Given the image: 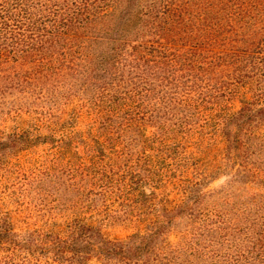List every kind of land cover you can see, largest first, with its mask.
Here are the masks:
<instances>
[{"label":"rangeland","instance_id":"1","mask_svg":"<svg viewBox=\"0 0 264 264\" xmlns=\"http://www.w3.org/2000/svg\"><path fill=\"white\" fill-rule=\"evenodd\" d=\"M139 1L142 18L125 25L127 35L113 31L118 22L98 35L109 62L105 72L92 71L94 58L85 64L87 72L0 80V229L10 227L8 239L19 246L37 244L32 250L43 258L51 257L40 244L45 234L64 237L83 224L113 241L151 233L152 254L197 250L180 259L211 264L201 258L208 242L198 233L203 224L217 226L220 215L230 227L241 226L232 233L244 239L237 247L247 256L245 235L252 237L264 220L263 173L253 177V169L244 172L234 163L225 136L227 116L246 98L234 92L249 82L236 84L238 71L229 62L231 52L242 49V38L226 34L225 43L206 42L198 38L199 13L185 22L188 29L167 15L154 18L149 9L158 0ZM109 41L117 52L107 53ZM133 46L165 59L179 55L175 59L183 63L199 56L200 62L222 64L211 73L142 62L132 69ZM221 243L232 258V236ZM12 247L0 246L1 264L12 257ZM22 250L15 253L16 264L28 257ZM84 264L101 263L91 256Z\"/></svg>","mask_w":264,"mask_h":264},{"label":"trees","instance_id":"2","mask_svg":"<svg viewBox=\"0 0 264 264\" xmlns=\"http://www.w3.org/2000/svg\"><path fill=\"white\" fill-rule=\"evenodd\" d=\"M139 4V0L123 3L119 0H0V80L4 77L9 82L47 80L64 70L77 74L94 58L97 61L92 71L105 72L109 62L104 57L106 53L99 50L102 40L98 35L102 31L106 33L107 28L117 25V22L119 24L117 28L114 26L113 31L116 30L120 38L127 35L129 31H124L125 25L141 20L137 9ZM149 12L154 18L167 15L188 29L190 24L185 22H191L193 16L199 13L196 19L202 26L197 27L201 31L198 38L206 42L220 45L221 41H227L222 39L223 35L241 36L242 49L231 52L229 62L238 71L234 78L236 84L245 78L249 82L245 83L248 86L243 92H234L246 98L239 110L227 116V152L234 163L239 161L238 165L244 172L253 169V177H258L261 172L264 179V0H158L150 5ZM209 30L213 32L211 37L208 36ZM105 46L107 53L118 51L111 41ZM133 48L128 64L132 69L138 68L142 62L148 66L164 65L171 69L179 65L188 70L198 68L203 73H211L222 64H217L213 58L200 62L199 56L189 59L193 62L183 63L175 59L179 56L176 54L165 59L161 53L155 55L146 47L141 51H136L135 46ZM202 65L204 68H201ZM132 92L137 95L136 90ZM187 208L188 205L181 206L176 213H183ZM170 214L174 217L173 212ZM217 216V226L211 228L210 224H203L198 233L208 242V246L202 249L205 253L201 258L205 261L211 258V264H242L243 261V264H264V220L259 231L252 228V237L245 235L248 254L245 256V251L241 253L237 247L239 243H244V239L239 240L232 233L235 230L239 232L241 226L230 227L223 216ZM11 233L6 225L0 229V246L5 248L7 243L13 245L12 257L2 264H16L15 253L21 251L20 254H24L22 249L27 250L28 257H23L20 264H84L91 256L98 258L101 264H191L189 260L180 259L181 255L198 254L197 250H183L181 254L179 251L180 256H175L178 250L173 249L169 255L160 257L152 254L154 238L151 233L113 241L89 226L75 224L64 237L49 234L42 237L40 244L46 247L42 251L51 256L43 258L32 250V247H38L37 244L26 241L19 246L14 239H8ZM227 234L236 242L235 254L230 259V254L222 251L221 243ZM6 237L7 242L4 241ZM198 242L196 245H200ZM189 246L192 249L193 245ZM210 247L217 249L212 252ZM247 259L249 262H246Z\"/></svg>","mask_w":264,"mask_h":264}]
</instances>
